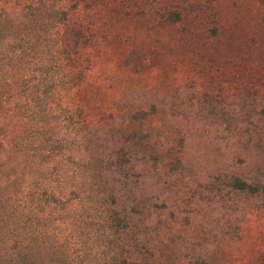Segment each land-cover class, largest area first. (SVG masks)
I'll use <instances>...</instances> for the list:
<instances>
[{"label": "rangeland", "instance_id": "374dc122", "mask_svg": "<svg viewBox=\"0 0 264 264\" xmlns=\"http://www.w3.org/2000/svg\"><path fill=\"white\" fill-rule=\"evenodd\" d=\"M0 9L19 30L37 27L48 62L57 53L63 83L50 105L73 116L60 137L115 198L130 262L264 264V0H0ZM19 94L0 86L8 138L24 128ZM14 164L6 153L1 184Z\"/></svg>", "mask_w": 264, "mask_h": 264}, {"label": "trees", "instance_id": "16d2710c", "mask_svg": "<svg viewBox=\"0 0 264 264\" xmlns=\"http://www.w3.org/2000/svg\"><path fill=\"white\" fill-rule=\"evenodd\" d=\"M38 34L36 26L19 30L0 9V86H18L14 113L24 125L11 138L0 126V164L8 152L15 157L0 183V264H133L123 239L128 222L115 198L90 164L70 156L60 137L73 116L52 112L51 93L63 83L61 67L56 52L48 62ZM7 43L9 57L2 53ZM6 97L0 96V108ZM119 159L117 165H124ZM232 186L257 191L238 179Z\"/></svg>", "mask_w": 264, "mask_h": 264}]
</instances>
